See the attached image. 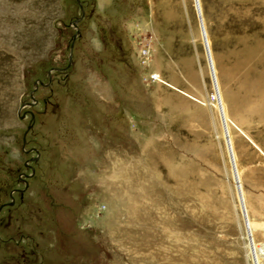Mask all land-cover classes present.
<instances>
[{
	"label": "rangeland",
	"instance_id": "1",
	"mask_svg": "<svg viewBox=\"0 0 264 264\" xmlns=\"http://www.w3.org/2000/svg\"><path fill=\"white\" fill-rule=\"evenodd\" d=\"M78 1L0 0V264H264V0Z\"/></svg>",
	"mask_w": 264,
	"mask_h": 264
},
{
	"label": "bare ground",
	"instance_id": "2",
	"mask_svg": "<svg viewBox=\"0 0 264 264\" xmlns=\"http://www.w3.org/2000/svg\"><path fill=\"white\" fill-rule=\"evenodd\" d=\"M195 1V0H194ZM196 2H197V6H198V11H200V7H199V1L198 0H196ZM196 4V3H195ZM195 8H197L196 7V5H195ZM178 20V19H177ZM201 26H202V34H205V28L203 27V24L201 23ZM230 44V43H229ZM207 57H208V65H209V68H210V73H211V75H212V78H213V82H214V84H216L215 82H217L216 80V78H215V75H216V73H215V70H214V66H213V62H212V59H211V57H210V53L208 52L207 53ZM228 73V72H227ZM264 76V75H263ZM261 77V76H260ZM264 80V79H263ZM212 104V103H211ZM214 105V104H213ZM228 148H227V150L230 152V150H231V146H227ZM233 159V158H232ZM236 159V158H235ZM238 160V159H237ZM237 163V162H236ZM118 175L116 174V177H117ZM105 180V179H104ZM101 181V180H100ZM176 181V180H175ZM103 183V182H102ZM239 183H240V185H241V181L239 180ZM104 184V183H103ZM111 184V183H110ZM174 185H173V188H178V185L180 186L181 184H182V182L181 181H176V182H174L173 183ZM106 185V184H105ZM142 186V185H141ZM144 186V185H143ZM142 192V191H141ZM135 208V207H134ZM134 208L132 209V210H134ZM137 211V210H136ZM136 211L134 212V213H132V211H131V213H132V216L134 215V216H137V213H136ZM241 214H242V210H241ZM133 216V217H134ZM243 216V215H242ZM249 217V216H248ZM248 217L247 216H243V218H244V225H245V230H249V231H253L254 230V228H253V226H252V224H250L249 223V221H248ZM136 218V217H135ZM134 218V219H135ZM250 218V217H249ZM247 232V231H246ZM135 249V248H134ZM132 249L131 248V251H135L136 252V250L138 249ZM129 251V249L126 251V252H128ZM130 252V251H129ZM133 252H131V254H132ZM126 254H128V253H126ZM137 253H135L133 256L134 257H132L131 256V258H136L137 256ZM143 264V263H142ZM148 264V263H147ZM149 264H151V263H149Z\"/></svg>",
	"mask_w": 264,
	"mask_h": 264
},
{
	"label": "built area",
	"instance_id": "3",
	"mask_svg": "<svg viewBox=\"0 0 264 264\" xmlns=\"http://www.w3.org/2000/svg\"><path fill=\"white\" fill-rule=\"evenodd\" d=\"M150 56V42L149 40H143L138 43V57L139 61L144 64L149 61ZM148 78L150 81H159V78L156 75L149 74ZM214 97L211 98V103H215Z\"/></svg>",
	"mask_w": 264,
	"mask_h": 264
},
{
	"label": "crops",
	"instance_id": "4",
	"mask_svg": "<svg viewBox=\"0 0 264 264\" xmlns=\"http://www.w3.org/2000/svg\"><path fill=\"white\" fill-rule=\"evenodd\" d=\"M258 149V151L264 156V154L261 152V150L259 149V148H257ZM244 198H245V193H244ZM245 202H246V214H247V217H248V221H249V223L250 224H252V226H253V228H254V235H255V237H256V234H255V232L256 231H258V230H261L262 232H264V223H260V222H258V221H256V222H252L251 221V217L252 216H250V214H251V210H250V208H249V206H248V204H247V201H246V198H245ZM253 214V213H252ZM260 214H264V211H260ZM261 220H262V218H261ZM258 223V224H257ZM243 225H244V220H243Z\"/></svg>",
	"mask_w": 264,
	"mask_h": 264
},
{
	"label": "water",
	"instance_id": "5",
	"mask_svg": "<svg viewBox=\"0 0 264 264\" xmlns=\"http://www.w3.org/2000/svg\"><path fill=\"white\" fill-rule=\"evenodd\" d=\"M76 1V3L79 5V7L81 8V5H80V3H79V1L78 0H75ZM196 7H197V15H198V18H199V21H200V14H199V11H198V6H197V3H196ZM78 20V19H77ZM201 22V21H200ZM75 37H76V34L75 35H73V38H72V41H71V45H70V53L69 54H71V51H72V47H73V43H74V39H75ZM38 83H40L41 85H43V83L42 82H38ZM35 88H34V90H32V92H31V94H30V97H31V100H33V97H32V94L34 93V91L36 90V86H37V83H35ZM31 104H29V103H27V104H25V105H22V107L23 106H30ZM32 117V116H31ZM30 127H31V123L27 126V129H26V131H25V133L30 129ZM25 136V135H24ZM22 143H23V145H24V143H25V139H24V137H23V141H22ZM11 204V203H10Z\"/></svg>",
	"mask_w": 264,
	"mask_h": 264
},
{
	"label": "flooded vegetation",
	"instance_id": "6",
	"mask_svg": "<svg viewBox=\"0 0 264 264\" xmlns=\"http://www.w3.org/2000/svg\"><path fill=\"white\" fill-rule=\"evenodd\" d=\"M38 84H40V83H38Z\"/></svg>",
	"mask_w": 264,
	"mask_h": 264
}]
</instances>
